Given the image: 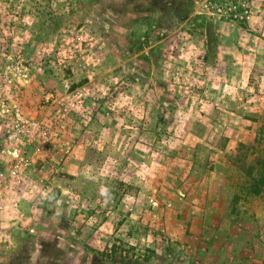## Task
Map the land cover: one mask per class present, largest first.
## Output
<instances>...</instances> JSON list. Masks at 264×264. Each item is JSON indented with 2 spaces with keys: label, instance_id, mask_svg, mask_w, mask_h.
I'll use <instances>...</instances> for the list:
<instances>
[{
  "label": "rangeland",
  "instance_id": "1",
  "mask_svg": "<svg viewBox=\"0 0 264 264\" xmlns=\"http://www.w3.org/2000/svg\"><path fill=\"white\" fill-rule=\"evenodd\" d=\"M263 150L264 0H0V264H264Z\"/></svg>",
  "mask_w": 264,
  "mask_h": 264
},
{
  "label": "built area",
  "instance_id": "2",
  "mask_svg": "<svg viewBox=\"0 0 264 264\" xmlns=\"http://www.w3.org/2000/svg\"><path fill=\"white\" fill-rule=\"evenodd\" d=\"M13 132V133H12ZM48 129L37 121L21 125L17 123L11 130L10 139H13L21 148H25L35 142L46 140Z\"/></svg>",
  "mask_w": 264,
  "mask_h": 264
},
{
  "label": "trees",
  "instance_id": "3",
  "mask_svg": "<svg viewBox=\"0 0 264 264\" xmlns=\"http://www.w3.org/2000/svg\"><path fill=\"white\" fill-rule=\"evenodd\" d=\"M244 164L248 166L250 171H248L251 179L249 185V193L252 195H260L264 192V150L259 154H254L253 158L246 156L243 159ZM243 165V166H246Z\"/></svg>",
  "mask_w": 264,
  "mask_h": 264
}]
</instances>
